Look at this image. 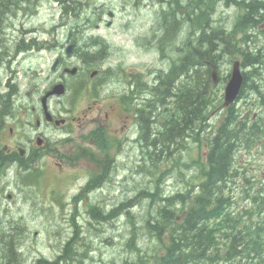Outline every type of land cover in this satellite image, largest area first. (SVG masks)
Instances as JSON below:
<instances>
[{
	"label": "rangeland",
	"instance_id": "obj_1",
	"mask_svg": "<svg viewBox=\"0 0 264 264\" xmlns=\"http://www.w3.org/2000/svg\"><path fill=\"white\" fill-rule=\"evenodd\" d=\"M132 1L133 4H127V2ZM151 0H32L27 4H22L19 7H17V10L15 14H12L11 17L14 19V22L9 24L2 30L0 33V40L4 38L3 46L6 47V40L8 37H10L9 44L12 47V51L18 47V42L22 45L29 44L31 42H41V47L43 50L41 55L38 57H34L32 55H26V53H21L18 62L15 63V69H16V79L19 82L21 86V90L25 93L29 88L27 86V77H31V81L35 82V79H33L32 72H26L27 70H30V66H38L43 72H40L39 79L41 80V86L42 89L45 84H49L48 81H51L49 79L55 78L58 76L57 80L53 83H64L67 90L66 96L62 98H56L57 100H62L57 106H69L74 102L75 96L79 90L76 89L73 85L74 81H79L78 79L81 78V76H85V73L81 72L82 70L89 68L92 66L97 59H104L106 54H108V50L106 48H102L99 46L100 38L108 40L109 43L114 44L115 47H117L121 53V55H124L125 57L120 58V55L118 54V57L116 58H109L110 61L118 62L121 59H126V61L132 62V63H150L155 64L157 66L162 65V63L159 61L158 56L159 53L157 50H159L156 43L152 45L151 49L143 50L144 48L140 47L137 38L138 36L143 32L147 31L152 26H155L154 29L151 30L154 39L160 40V36L163 37L165 40H167V43H170L169 40L171 36L168 35H160L158 32V29L163 28L165 21L160 20V22L157 24L158 18L156 16V12L158 11V7L160 5H164L168 8H170L174 13V19L178 21L180 24L184 22L190 11L192 10L191 7L196 4L199 0H155V4L146 5ZM222 2V5H219L216 10L211 14V17L208 18L203 17L202 22L204 25L208 24L207 22H211L213 18L216 16H222L225 17L226 20L229 22H232L235 18V15L237 14V10L241 9H247L248 4L246 3H240L237 0H219ZM262 4H264V0H260ZM154 2V0H153ZM229 2L228 5L226 3ZM87 3V4H86ZM91 3V4H90ZM70 4L72 5H78L75 9L79 11V15H76L73 11V9L70 8ZM143 5V6H141ZM63 7V8H62ZM229 9H227V8ZM261 7V5H259ZM78 8V9H77ZM26 10V11H25ZM157 10V11H156ZM102 12V13H101ZM114 13V16L111 17L110 14ZM100 17V19H99ZM91 18L95 19L94 25L80 30V27L87 23ZM168 22V21H167ZM167 27L171 26V21L169 20L168 23H166ZM96 27V28H95ZM15 31H13V29ZM18 28V29H17ZM51 30V33H49V29ZM93 28V29H92ZM92 29V30H91ZM200 29V25H198L197 18L195 17L193 20V24L188 29H181L178 30V28L175 30L173 27L169 28V34H176L175 37V46L176 50L179 54L178 63L181 62L182 56H185L189 51H191V46L186 41V37L195 34ZM258 26L253 29L249 28L248 33L254 34L258 31ZM17 30V31H16ZM58 31V32H57ZM62 31V32H61ZM57 33V34H56ZM81 34V35H80ZM10 35V36H9ZM79 35V36H78ZM97 41V42H96ZM104 42V40H103ZM67 43H78V48L81 50V53H77L75 55V59L73 58L70 61L71 68L73 67H79L81 68L79 75H73L71 73L62 72L61 70L52 69L53 63L56 61L57 57L65 56V58L68 60L70 57L66 53V48L68 46ZM98 43V44H97ZM17 44V46H15ZM89 44H94L95 46H89ZM259 44H262V40L259 41ZM84 49H83V47ZM9 48V47H7ZM89 50V51H88ZM37 52V50H34ZM86 53H91L86 56ZM96 53V54H95ZM91 55V56H90ZM235 54L224 56L220 60V70H219V76H225L228 71L231 70L232 61L235 59ZM12 55L6 54V57H10ZM81 60V62H80ZM20 62V63H19ZM80 63H82L80 65ZM84 67V69H83ZM142 69H145L144 67H141ZM103 74H105L108 82L110 84H114L115 82H119V86L123 83H132V78L130 76V73H128L127 70L121 73V75L117 78H115V71L112 66H107L103 68L102 70ZM29 73V74H28ZM8 74H10V71H7L6 68H1L0 72V79L3 80V82L7 81ZM253 78V77H252ZM254 79V78H253ZM227 80V79H226ZM225 80V81H226ZM224 81V82H225ZM45 82V84H44ZM52 82V81H51ZM81 82L88 83V78L82 80ZM224 82L221 83L220 86L217 87V93L210 89L209 96L211 99H214L216 96L217 98L220 97V95L223 94V85ZM29 84V83H28ZM53 84V85H54ZM253 85V84H252ZM115 86V87H116ZM249 92V90H248ZM247 92V93H248ZM133 95L135 100H137V107L139 103H141L142 99H146L149 95L148 89L144 88H135L133 91ZM92 97V93L88 89V87H85V90L82 94L79 95L77 103L75 106V111L80 110L83 106V103L85 102L87 97ZM261 98L257 97H248L246 100L243 99L239 102L240 105H244V103L251 104L252 101L255 103H258V100ZM247 101V102H246ZM264 103L260 102L258 105H263ZM257 105V104H256ZM245 106V105H244ZM214 106H211L210 110L207 112V116H209L213 110ZM258 109L254 110V113H256ZM142 115H147V112H143ZM76 113L72 112L70 113L69 117H75ZM94 115H91L89 119ZM218 116V112L213 116L215 118H211V125L217 124L220 120L216 118ZM224 116V115H223ZM222 116V118H223ZM221 118V119H222ZM72 130V125L67 126V130H72V133L78 132L79 127L75 124ZM83 131V129L80 128V132ZM192 149L189 152V155L187 157V160H196L199 158L200 154L205 153L204 147L198 146L197 142H192ZM180 145L172 146L171 149H174V151H178L177 155H174L173 158H168L167 161L164 162L163 167L165 170L169 169L171 166L180 164L184 165L186 164L185 159L182 156V151L180 150ZM149 151V150H148ZM180 152V153H179ZM180 154V155H179ZM3 154L0 153V160L2 159ZM239 159L241 158V163H243L245 160H251L254 162V165L259 163L261 155H258L256 151L252 152H246V151H240L238 153ZM37 158V156L35 157ZM133 158V156H132ZM53 159H56L55 157ZM51 159L48 160V165L45 168V164L43 166L44 170V177L42 178L41 183V192H44V190H49L50 192L54 190V185H62L63 182H66V188L68 189L72 188V178L65 179L62 174H64L67 171H70L72 173V176H79V182L83 185L86 183L87 179L89 178L88 171L86 167L81 168L78 164L76 165H65L63 164L62 167H58L55 164V161ZM132 160V159H131ZM257 160V161H254ZM26 168L28 167V164H25ZM21 167V165H12L8 168V170L5 173H1L0 171V180H9V177L17 172L25 170L24 167H21L22 169H17ZM139 167H136L134 169L133 175L134 178L132 179L131 184V192H127L128 190L125 186H123V183L119 182V179L114 181L115 186H122V195H129L131 197V201L133 203V206L130 208H127V205H123L122 202H124V198L118 195L120 193V190L118 188L115 189L114 197L112 200V207H107L105 209H108V211H112L114 209H120L121 210L117 214H126L129 211H133L136 214L135 221L138 225L139 232L141 233L142 237L133 239L132 243H136L139 247L138 251H132L127 249L125 247L126 240H129L132 235H128L127 231L131 229L132 227V221L133 219L127 218V215H124L120 218L112 220L115 223V226L112 227V222L109 220L106 225H103L101 227L97 226L95 222L94 225L97 226L98 230L92 229V232L90 233V236L87 237L86 242H88L89 245L87 246V251L83 249V252L87 253V256H84L86 259V262L84 264H117L122 262L123 260L127 262H131V260L135 257L137 260H141V258L147 254L150 251L151 247H153L154 242L148 241V235L145 233V230L142 228L143 219L146 220L148 216L150 215V212L153 210V205L150 197H148L146 194L139 193L140 188L144 184L145 188L154 191L155 188V182L158 178V173H156V176H151L149 174L148 177L144 178L143 176L145 174H141L140 172H137L139 170ZM151 170V167H147L145 169L146 173H148ZM54 173L52 174V172ZM186 171V170H185ZM188 172L196 173L197 170L195 167H193L191 170L188 169ZM164 172L160 171V176ZM264 174V172H263ZM94 183L91 185L92 188L96 191L98 195L102 193V191L112 182L113 177L111 175H106L104 177H99L97 174L93 177ZM10 181H15V176L10 178ZM258 183L262 182V178L257 180ZM176 183V180L173 182L171 181V178L168 179L163 185L164 192L160 194H152V199L159 201V208H161V200L165 199L166 196L165 192L170 190L171 188L175 189L173 183ZM177 182L180 184L181 181L177 178ZM78 184V186L80 185ZM194 185V183H192ZM17 185V184H16ZM192 185V186H193ZM18 187V186H17ZM194 187V186H193ZM58 187H56L57 189ZM143 188V187H142ZM9 189H15L17 190L16 186L14 184H11L9 186ZM56 189L54 190L56 193ZM189 189V188H188ZM186 189L185 191H188ZM240 188H238V192L240 193ZM20 192V189L17 190V192ZM23 191V190H21ZM248 193V192H244ZM243 194V195H244ZM23 193L20 192V195L17 194L16 199L21 200ZM242 194H239V203L240 199L242 198ZM29 197L30 195H26ZM56 198L55 194L52 193V195L46 196V199L43 201L42 204H44L46 207H51V198ZM102 200V199H101ZM69 201V200H68ZM3 202V195L0 193V229L1 227H6L8 230H10L12 227L16 226L20 229H24V236L22 237V241L20 242V247L22 252L18 251V254L20 256V260H22V263L25 264H36L37 257L41 256H47L49 258L55 259L58 255V253L62 254V263L63 264H71L70 259L68 258L66 261H64L65 255L69 254L72 251L71 247L67 246V241L73 234V228H72V216H62L61 213L63 212V208H61L58 205L52 206L49 208V210L42 209L40 210L39 206H34L33 209L31 207H27L25 209V215L26 220H29V227H31L32 231L30 232L27 230L26 227L22 228L19 227L16 220L12 218L10 215V209H5L1 207V204ZM85 201H82L81 206L86 207L84 204ZM13 204H15L13 202ZM29 204V203H26ZM72 204L74 205V201L72 200L71 206L67 208L70 210V212L73 211ZM106 201L102 200V205L106 207ZM42 207V206H41ZM238 210L240 209V205L238 204ZM15 208V207H14ZM14 208H11V210L14 213H17L20 210H15ZM94 211V210H91ZM153 214H155V209L153 210ZM18 216V214H16ZM145 215V218L144 216ZM76 219L80 220L81 223L84 225L86 224V219L84 216H76ZM15 221L14 224L9 225V222ZM96 221V220H95ZM100 229V230H99ZM36 230H39V234L36 233ZM7 233H10L9 231ZM75 235H79L78 232L74 233ZM5 236H7L5 234ZM83 236V235H82ZM27 237V238H26ZM126 237V238H125ZM28 240L24 246V240ZM135 241V242H134ZM141 244L144 245V247L141 246ZM146 247V245H148ZM92 248V250H90ZM22 258H21V254ZM90 256V257H89ZM128 258H125L127 257ZM67 257V256H66ZM69 262V263H68ZM79 261L75 260L74 264H78ZM13 264V263H11Z\"/></svg>",
	"mask_w": 264,
	"mask_h": 264
},
{
	"label": "trees",
	"instance_id": "obj_2",
	"mask_svg": "<svg viewBox=\"0 0 264 264\" xmlns=\"http://www.w3.org/2000/svg\"><path fill=\"white\" fill-rule=\"evenodd\" d=\"M24 1L28 0H0V33L4 25H11L14 22V19L11 17L12 11L17 8L18 4ZM219 2V0H199L191 7L196 13L197 22L200 25V33L197 35L196 49L192 48L185 56H182L181 62L178 64L182 70L181 72H186L188 77H190L189 72L192 71L191 73L196 75V81L183 84L175 90L173 81L176 72L174 70L171 75L165 77L166 83L163 82L160 86L149 91L151 96L148 100V108L152 113L157 112L159 104L168 102L167 98L169 94H174L177 97L174 102V109L171 111L170 116L169 114L167 115L166 124H164L168 134L163 138L164 148L161 150L166 152V158H173L174 150H171L172 143L174 142L173 145L179 142L182 143L188 134L199 138L203 128L209 134L208 138L210 139V150L205 172L207 179L202 183L203 192L193 200L189 199L185 201L183 199L184 204L182 206L184 209H181V214L186 210L189 211L184 221L178 222L176 217L181 215L180 212L178 209L172 210L170 208L182 201L179 200L178 196L165 197V199L161 200V204L164 206L159 208L157 213L150 214V217L154 218V222L149 220L147 225L149 227H156L155 229L158 228L159 232L154 234L155 241L149 254L159 252L160 247L163 245L167 246L166 255H162L160 262L157 264H195L196 261L212 263L213 259L217 260L220 258L219 254L215 255L209 252L215 245L216 229H207L206 219L211 215L221 214L225 206L234 204V201L231 199L233 190L227 184L233 167L234 152L238 148L240 140L247 139L250 134L249 131L253 129L251 126H247L244 121L237 120V124H231L236 118L234 107L231 108L229 116L225 117V122L220 127L217 125L213 128L217 130L215 132L209 130L211 125L206 120L207 112L211 106H215L214 99H211L209 96L212 78L211 67L208 65V61L213 64L220 63V53L217 51H227V55H233L236 52L241 53L244 59L243 65L245 67H253L254 76L255 74L261 75L262 69L260 66H264V54L260 49L255 52L257 40L248 33L251 25L259 23V18L257 17L259 11L257 9L259 5L264 7V4H258V2L249 3L244 14L240 15L234 27L232 26V30L225 31L218 29V31H215L209 22L204 25L201 20L203 17H211ZM228 4L229 2L226 3V5ZM76 7L78 5L70 4V8L73 9L74 13L79 15V11L75 9ZM262 10L264 11V8ZM166 21L169 22L168 17H166ZM254 76L252 70L245 72L246 80L251 77L254 78ZM254 83L253 87L257 89L258 85L255 80ZM150 129L151 126L147 123L146 130L149 134ZM148 141H151L150 135H148ZM156 142L157 138H153L152 144H156L157 149ZM149 155L152 159L157 158L158 150L150 152ZM214 205L215 207L213 208ZM209 207L213 211H210ZM146 221L147 219L143 221V224ZM14 223L15 221H11L9 225ZM134 225L136 226V224ZM229 227L231 226L229 225ZM262 230L259 233L260 229L256 231L250 229V232L246 234L248 238L244 241V244L246 243L245 246L243 244L236 245V241L243 238L238 233L234 234L233 239L235 241L233 244L235 247L232 251H229V254L233 258L241 255L239 264H242V255L245 252L252 259L256 258L259 249L264 246V242H259V238L264 234V225H262ZM7 232L8 229L6 227H1L0 264H9L10 262L13 264H25L22 263L17 253V250L20 249L18 248L20 247V242H23L21 239L24 236V229L15 226L9 231L10 233ZM135 232L137 233V231ZM238 246H241L240 250ZM128 249L138 251L139 247L136 243H132L129 244ZM138 261L140 260L134 257L129 263ZM246 264H253V261Z\"/></svg>",
	"mask_w": 264,
	"mask_h": 264
},
{
	"label": "bare ground",
	"instance_id": "obj_3",
	"mask_svg": "<svg viewBox=\"0 0 264 264\" xmlns=\"http://www.w3.org/2000/svg\"><path fill=\"white\" fill-rule=\"evenodd\" d=\"M30 1H32V0H28V1H24V2H21V4H18V6L17 7H19L20 5H22V4H27V3H29ZM184 1V0H183ZM87 4V3H86ZM91 4V3H90ZM63 8V7H62ZM262 8H264V7H258V9H257V11H259V15H261V14H264V11L262 10ZM78 9V8H77ZM16 10H17V8L16 9H13V11H12V14H15V12H16ZM26 11V10H25ZM102 13V12H101ZM11 14V15H12ZM110 16L111 17H113L114 16V13H111L110 14ZM99 19H100V17H99ZM258 25H251L250 26V28H253V29H255L256 27H257ZM96 28V27H95ZM93 29V28H92ZM91 29V30H92ZM58 32V31H57ZM62 32V31H61ZM57 34V33H56ZM81 35V34H80ZM251 35H253V34H251ZM79 36V35H78ZM108 41V40H107ZM97 42V41H96ZM78 44V43H77ZM76 43H68V46H67V48H66V53L70 56V57H72V56H75L77 53H81L82 51L81 50H79V48H78V45H77ZM98 44V43H97ZM89 46H95L94 44H89L88 45V47ZM83 47V46H82ZM232 47V46H231ZM76 48H78L77 49V52H76ZM83 49H84V47H83ZM89 51V50H88ZM218 53H220V58H223L224 56H228V55H230V54H228L227 55V51L226 52H223V50H221V51H217ZM223 52V53H222ZM237 53V52H236ZM89 55V54H91V53H86V55ZM224 55V56H223ZM59 62H60V60H59V58H56V61L53 63V66H52V69L53 70H55L57 67H58V64H59ZM208 65L211 67V78H212V84H211V89L213 90V91H215L216 93H217V88H215L214 86H215V84H216V82H217V80L220 78V76H219V70H220V63L219 64H213V63H211V62H209L208 61ZM77 71H78V68L77 67H73V68H71V66H70V69H69V73H71V74H73V75H76L77 74ZM192 72V71H191ZM252 72H253V76H254V68L252 67ZM230 82H231V77H228L227 78V80L224 82V87H223V92L228 88V86H229V84H230ZM50 84V83H49ZM48 84V85H49ZM56 84H58L60 87H62V90L60 91V92H58L57 90H56V88H55V86L53 85L52 86V88L50 89V90H52V92H53V94L54 95H56V98H62V97H64V96H66V94H67V90H68V88H66V86H65V84L64 83H56ZM254 85V79L251 77V78H249L247 81H246V90H245V92H248V90L250 91V89L253 87V85ZM221 85V84H220ZM219 85V86H220ZM257 90L258 91H260L261 90V87L258 85L257 86ZM132 95H133V92H132ZM133 97H134V95H133ZM149 97H150V95H148L147 96V98L146 99H142V101H141V103H139V105H138V107H137V115H136V119L138 120V122L139 123H142L143 125L145 124V130H146V117L147 116H150V113H149V110H148V100H149ZM247 102V101H246ZM260 102H262V103H264V98H261L260 100H258V103H255L254 101H252L251 102V104H260ZM214 103H215V106H214V108H213V110H212V112H211V114L209 115V116H207V118H206V120H207V122L208 123H210V125H211V118L214 116V112H215V109L221 104V103H224V100L222 99V95H220V97H214ZM218 103V104H217ZM244 105L246 106V103H244ZM248 105V104H247ZM142 109V110H141ZM50 112V111H49ZM143 112H147V115H142L143 114ZM48 114V113H47ZM149 114V115H148ZM225 117H227L226 115H224L223 116V118L221 119V121H224L225 120ZM218 125V123L217 124H215V125H211L210 127H209V130H210V128H214V127H216ZM246 130V129H245ZM155 141V140H154ZM237 142V141H236ZM174 143V142H173ZM173 143H172V145H173ZM180 143V142H179ZM178 143V145H180ZM137 146L139 147L140 146V141L139 142H137ZM175 145H177V144H175ZM174 145V146H175ZM149 150V151H148ZM172 150V149H171ZM174 150V149H173ZM150 151H151V148L150 147H144L143 148V150H142V152H141V156L144 158L145 156H147L149 153H150ZM179 151H181V148H180V150ZM174 152V155H177V152L178 151H173ZM180 153V152H179ZM173 155V156H174ZM180 155V154H179ZM21 167H24L25 168V170L27 169L26 168V166L25 165H21ZM18 168L17 167V169H22V168ZM260 183H262V182H260ZM254 184H258V181L256 180L255 182H254ZM193 184H191V186L189 187V189H188V191H183L178 197H179V200H182L183 201V199L185 200V201H187V200H193V199H195V193H196V187H195V185H193ZM246 192H248V193H245L244 194V192H240L242 195L244 194V195H250V194H260V192H259V190H258V188L257 187H252L250 190H248V191H246ZM233 194H232V200L234 201V204H231V205H227V206H225L224 208H223V210H222V213H221V215H223V214H227L228 213V211H227V207L228 208H231L232 209V211H230V213H229V216H228V218L230 219V230L227 232V233H225V234H223L222 232H220V233H218V232H215V245L213 246V248H212V250L211 251H209V252H211L212 254H215V255H217V254H219L220 255V258H218L217 260L216 259H213V263L214 264H220L221 262H222V260L225 258V256L226 255H228L229 254V251H232L233 249H234V239H233V236H234V234H237V231H239V229H240V226H241V224H242V221H243V219H246L247 217H249L255 210H256V207H248L243 213H240V209L238 210V204H239V200H237V199H235V197L236 198H238L239 199V192H238V189L237 190H234L233 192H232ZM229 195H230V193H229ZM241 195V196H242ZM230 197H231V195H230ZM177 199V198H176ZM178 200V199H177ZM184 202V201H183ZM122 204L123 205H126V204H128L127 205V208H130L131 206H133V203H128V202H126V201H124V202H122ZM178 209V211L180 212V214H181V212H182V210L181 209H184V207L181 205L180 207H178L177 208ZM121 210V208L119 209H114V210H112V211H110V212H113V213H118L119 211ZM209 210L210 211H213L210 207H209ZM257 214L259 215V216H262V217H264V208L263 209H260V210H258L257 211ZM208 219H212V215L208 218ZM251 225L255 228V229H258L259 227H258V225H257V223H255V222H252L251 223ZM15 227V226H14ZM13 228V227H12ZM11 228V229H12ZM22 228H24V227H22ZM10 229V230H11ZM10 230H8V231H10ZM132 238V237H131ZM130 238V239H131ZM248 237H245V238H243V239H241V240H239V241H236L237 243H236V245H240V244H243V246H245L246 245V243L244 244V241L247 239ZM129 239V240H130ZM259 242H261V241H259ZM238 248H239V250H240V248H241V246H238ZM132 251H133V249H131ZM18 251H20V252H22V250H21V248L18 250ZM17 251V252H18ZM150 252V251H149ZM149 252H148V254H149ZM19 255V254H18ZM22 255H23V253H22ZM19 258H20V256H19ZM243 260H246V258H242ZM10 263H12V262H10ZM212 264V263H211Z\"/></svg>",
	"mask_w": 264,
	"mask_h": 264
},
{
	"label": "flooded vegetation",
	"instance_id": "obj_4",
	"mask_svg": "<svg viewBox=\"0 0 264 264\" xmlns=\"http://www.w3.org/2000/svg\"><path fill=\"white\" fill-rule=\"evenodd\" d=\"M68 44V43H67ZM76 48V52H77ZM62 57V56H61ZM61 57H57L59 58L60 62L58 64V67L56 69L61 70L62 72H66L69 73V69H70V61L75 57L72 56L70 57L68 60L64 57V59H61ZM78 71L76 75L80 74L81 68L77 67ZM84 69V67H83ZM53 82V81H52ZM119 82H115L114 84H111V87H115L116 85H118ZM118 86H116L117 88ZM114 90V89H113ZM103 93H106V91H104ZM112 95H107V94H101L100 96H98L97 98H95L93 100L94 102V106L93 105H87L86 110H92V111H96V113L98 114L99 118H103L102 115L104 113V115L106 116V118H104L106 120V125L100 124L99 127H106L107 130H109L110 127V121L108 120L109 118V112L106 110V108L114 101L117 100V103H119V100L122 99L121 96H116L115 92L111 91ZM62 100H57L56 104H58L59 102H61ZM55 103L53 105L54 108H65L67 106L61 105V106H57ZM34 108L36 109V107L34 106ZM111 109L113 111V113L115 115L119 116V119H117V121H115V124H121V112L119 111L120 107L118 106H112L111 105ZM51 113V111L49 112ZM149 115V114H148ZM65 117H60V120H63ZM70 118V117H69ZM75 119V118H74ZM80 119H82V116H80ZM39 120L44 122V123H51L53 121V119L47 114V111H44V113H42V115L39 116ZM122 127V126H121ZM32 130V129H31ZM31 130L28 129L26 131L27 137L31 140L33 139L34 136L30 135ZM91 132H93L94 135H92L91 137L88 138L89 140V144L87 143H82L80 145H73L72 146V150L76 149L77 147L83 151V152H90V150H93V152L95 153V156L98 157V159L101 160V158L103 157L104 159L109 158L111 159V154L110 151L111 150H116L117 146H121L123 143H125V141L127 140V133H122L121 137L124 140H122V143H119L117 138L114 137V135H110V134H104V132H102V141H104L103 143L99 142V138L98 135H96V129H90ZM36 135H44L47 139H49L48 135L45 134L43 131H39L35 133ZM79 140L84 142V140L86 139V135L84 134H79ZM103 145V146H102ZM51 146V145H49ZM2 154L4 155V153L2 152ZM37 155L34 156V154L32 155V159H35ZM26 161L25 158H20L18 159V161L16 163H14L13 165H25ZM100 166V165H99Z\"/></svg>",
	"mask_w": 264,
	"mask_h": 264
},
{
	"label": "water",
	"instance_id": "obj_5",
	"mask_svg": "<svg viewBox=\"0 0 264 264\" xmlns=\"http://www.w3.org/2000/svg\"><path fill=\"white\" fill-rule=\"evenodd\" d=\"M238 67H239V64L236 63L233 79L231 80V82L227 88V98L228 99L232 97L233 92L238 91V89L242 83L243 78H242V75H241ZM56 90L58 92H60L62 90V87L58 86L56 88Z\"/></svg>",
	"mask_w": 264,
	"mask_h": 264
}]
</instances>
